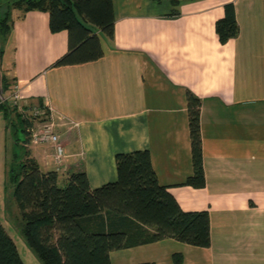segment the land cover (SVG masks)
Here are the masks:
<instances>
[{
	"label": "crops",
	"instance_id": "1",
	"mask_svg": "<svg viewBox=\"0 0 264 264\" xmlns=\"http://www.w3.org/2000/svg\"><path fill=\"white\" fill-rule=\"evenodd\" d=\"M229 3L239 34L222 44L216 23ZM113 9V35L96 29L102 54L87 60L85 46L61 63L75 36L53 33L49 12L11 3L0 94L18 84L19 109L30 115L47 101L72 123L58 129L68 172H85L92 190L117 181V154L148 150L180 207L209 213L210 247L165 238L112 251L111 264H264V0H114ZM189 92L202 102L203 188L186 185ZM45 147L29 146L42 171H55ZM0 220L12 236L5 206Z\"/></svg>",
	"mask_w": 264,
	"mask_h": 264
},
{
	"label": "trees",
	"instance_id": "2",
	"mask_svg": "<svg viewBox=\"0 0 264 264\" xmlns=\"http://www.w3.org/2000/svg\"><path fill=\"white\" fill-rule=\"evenodd\" d=\"M113 2L15 0L14 4L25 11L49 12L53 33L67 30L75 36L76 44L62 63L85 46L90 47L85 48L89 50L85 55L87 60L102 54L94 50V47L100 49L96 29L113 35ZM216 32L222 44L239 34L233 3L225 5V16L217 21ZM187 100L194 173L186 185L203 188L202 102L191 92ZM0 109L7 113L9 110L5 105ZM19 116L27 133L29 122ZM16 155L7 166V178L14 185L13 197L22 218L25 243L42 264H111L112 251L165 238L201 248L211 246L209 213L187 212L180 207L168 188L160 185L148 150L117 154V181L95 190L91 189L83 171L73 172L62 185L58 172L42 171L35 159H28L26 164L22 162L23 156L19 155V159ZM20 173L23 177L17 175ZM152 227L153 233L150 232ZM175 262L181 263L182 258L176 257ZM0 264H25L1 220Z\"/></svg>",
	"mask_w": 264,
	"mask_h": 264
},
{
	"label": "rangeland",
	"instance_id": "3",
	"mask_svg": "<svg viewBox=\"0 0 264 264\" xmlns=\"http://www.w3.org/2000/svg\"><path fill=\"white\" fill-rule=\"evenodd\" d=\"M15 0H0V36H3L5 34V31L7 30L6 27V22H7V16H8V9L11 5V3L14 4ZM8 2V3H7ZM97 30H100L97 28ZM104 35H107L105 33H103ZM109 36V35H107ZM0 81H1V74H0ZM12 93V92H11ZM10 93V94H11ZM10 94H0V96H3L4 98H8L10 97ZM38 108V107H36ZM8 114L10 115L9 118L10 120L8 121L7 118L5 117L4 113L1 112L0 113V215L3 212L4 206L6 208V219L7 222L9 223V230L14 238V240L16 241V244L21 252V254L23 255L24 260L28 263V264H42L39 259L36 257V255L28 248V246L26 245V241L23 237L22 234V218L20 216V211L18 208V205L15 202V199L13 197V192H14V185L10 184L7 178V166L9 164L10 161H12V158L14 155H16V153H18L16 156L17 158H19V153L23 154L25 153V155L23 156V161H25V163H28V159H35L31 152H30V148L29 146L32 144H35L31 138H28V146L24 147L23 143L20 140H24L25 138V133L23 131V124L20 122V124H18V122L16 121V118L20 119L19 114H21L20 111H23L22 109L19 108H13L11 106L8 107ZM35 109V108H34ZM7 111V110H6ZM40 122L43 123H49L50 120L46 119L40 120ZM53 122L56 124V128H57V132L58 129L61 128V126H72V123L70 122H66L64 118H62L61 116H58L57 114L54 115V120ZM66 122V124H65ZM28 126H26L27 128ZM60 134V132H58ZM28 134V136L30 135L29 132L27 131L26 135ZM30 141V142H29ZM43 143V142H42ZM41 144V142L39 143ZM52 149L54 150L53 147H49L48 146V142H46V147L43 151V153H45L46 158L49 159V163H51L52 165L55 166V171L58 172H62L63 174H65L66 180H68L70 178V176L72 175L73 172H78V171H69L70 168V164H69V158L68 155H66V157L62 160V161H58L55 158V150L54 153L52 152ZM66 152V151H65ZM22 158V157H21ZM45 158V157H44ZM20 159V158H19ZM19 166V165H18ZM20 168V167H18ZM17 168V171L19 172L20 169ZM15 172V173H18ZM68 172V173H67ZM59 173V172H58ZM18 176H22L23 174H17ZM19 176V177H20ZM18 177V178H19ZM8 210V211H7ZM155 230L152 227L150 229V232L153 233ZM31 257L30 261L27 257ZM30 262V263H29Z\"/></svg>",
	"mask_w": 264,
	"mask_h": 264
},
{
	"label": "built area",
	"instance_id": "4",
	"mask_svg": "<svg viewBox=\"0 0 264 264\" xmlns=\"http://www.w3.org/2000/svg\"><path fill=\"white\" fill-rule=\"evenodd\" d=\"M21 93V87L15 84L12 93L9 95L10 97L4 98L0 96V106L5 105L7 107L19 108V102L22 99ZM20 112L29 122L27 131L30 134L31 140L35 144L48 142L49 146L53 147L55 150V158L58 161H62L66 157V152L61 142V135L57 132L56 124L53 122L56 113L53 107L46 101L42 107L33 109L30 115L25 111ZM45 118L49 119L50 122H40V120L44 121Z\"/></svg>",
	"mask_w": 264,
	"mask_h": 264
}]
</instances>
